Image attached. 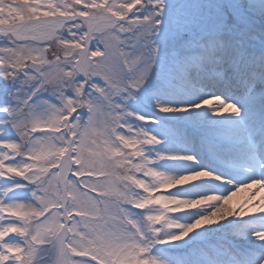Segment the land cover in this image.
<instances>
[{
	"label": "snow or ice",
	"instance_id": "6c2138e0",
	"mask_svg": "<svg viewBox=\"0 0 264 264\" xmlns=\"http://www.w3.org/2000/svg\"><path fill=\"white\" fill-rule=\"evenodd\" d=\"M0 40V264H264V0H0ZM140 105L228 175L156 169Z\"/></svg>",
	"mask_w": 264,
	"mask_h": 264
},
{
	"label": "bare ground",
	"instance_id": "6f19581e",
	"mask_svg": "<svg viewBox=\"0 0 264 264\" xmlns=\"http://www.w3.org/2000/svg\"><path fill=\"white\" fill-rule=\"evenodd\" d=\"M260 5L256 4V16L255 20L257 24L260 22L259 16ZM135 111L146 117H150L158 123H144L138 120L133 119L131 123L133 124L134 130L138 127H143L146 131L150 132L153 135H156L158 138L165 139V143H162L159 146L155 147V150L150 153L151 159L155 160L154 167L158 170H161L165 173L172 175H183L187 174L194 170L206 169L214 174L228 175V170L223 168L217 161L211 160L204 153L198 144L189 145L182 135H179L178 132L182 131L181 127L186 126L187 124V115L181 114L185 119H181L177 114H164L159 113L152 105H140L136 107ZM203 112L204 110H200ZM216 122L222 126H229V120L225 118H215ZM237 135L243 136L244 129L241 127L237 130ZM9 139H12L9 137ZM194 153L197 157L198 164H193L188 161H171V160H160L161 155L167 154H186ZM14 163V161H13ZM240 179H243L242 177ZM233 183L224 185L219 181H201L196 184L189 185L186 188L177 190L179 193L186 197H199L205 194H215V195H226L230 190H232ZM2 186V185H0ZM23 192V189H20ZM244 194H241V197ZM240 199V197H237ZM191 219L190 215H184L181 217L183 222H188ZM252 220L254 225L259 227H264V220L260 218H246ZM227 223V222H225ZM219 227V226H215ZM259 243V242H257ZM192 264H204V260L201 254L194 253L191 255Z\"/></svg>",
	"mask_w": 264,
	"mask_h": 264
},
{
	"label": "rangeland",
	"instance_id": "374dc122",
	"mask_svg": "<svg viewBox=\"0 0 264 264\" xmlns=\"http://www.w3.org/2000/svg\"><path fill=\"white\" fill-rule=\"evenodd\" d=\"M5 41H3V40H0V46H4L5 45ZM184 127H183V125H182V127H181V129H183ZM195 253V252H194ZM194 253H192V254H194Z\"/></svg>",
	"mask_w": 264,
	"mask_h": 264
}]
</instances>
